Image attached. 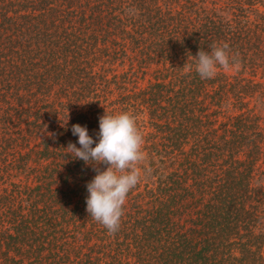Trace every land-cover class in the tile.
<instances>
[{
    "label": "trees",
    "instance_id": "1",
    "mask_svg": "<svg viewBox=\"0 0 264 264\" xmlns=\"http://www.w3.org/2000/svg\"><path fill=\"white\" fill-rule=\"evenodd\" d=\"M105 110L146 155L114 234L66 150ZM0 264H264V0H0Z\"/></svg>",
    "mask_w": 264,
    "mask_h": 264
},
{
    "label": "clouds",
    "instance_id": "2",
    "mask_svg": "<svg viewBox=\"0 0 264 264\" xmlns=\"http://www.w3.org/2000/svg\"><path fill=\"white\" fill-rule=\"evenodd\" d=\"M209 48V51L200 49L193 57L201 79L214 78L218 67L226 71L238 69L227 43L214 42ZM71 131L78 136L80 147L69 142L66 148L69 156L91 165L96 172L86 185V211L114 234L119 230L128 193L142 179L141 165L146 159L143 134L131 113L110 114L106 110L99 118L97 141L89 135L86 126L73 124ZM100 165H106V168L101 169Z\"/></svg>",
    "mask_w": 264,
    "mask_h": 264
},
{
    "label": "rangeland",
    "instance_id": "3",
    "mask_svg": "<svg viewBox=\"0 0 264 264\" xmlns=\"http://www.w3.org/2000/svg\"><path fill=\"white\" fill-rule=\"evenodd\" d=\"M224 71H225L226 74H229V75H230V74L232 75V74L235 72L234 69H233V70H228V71L224 70Z\"/></svg>",
    "mask_w": 264,
    "mask_h": 264
}]
</instances>
